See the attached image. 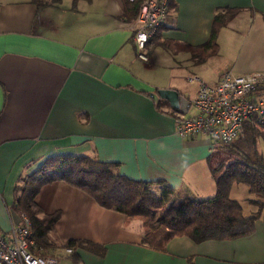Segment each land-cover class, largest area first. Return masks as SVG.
Masks as SVG:
<instances>
[{
  "label": "crops",
  "instance_id": "1",
  "mask_svg": "<svg viewBox=\"0 0 264 264\" xmlns=\"http://www.w3.org/2000/svg\"><path fill=\"white\" fill-rule=\"evenodd\" d=\"M235 6L219 51L199 58L194 47L208 40L217 11ZM171 7L143 61L132 37L136 16L123 0H0V236L21 221L13 208L21 177L58 154L117 162L123 174L164 180L182 196L216 193L209 163L215 145L206 135H179L176 114L192 113L190 106L182 112L152 93L171 87L191 100L198 85L186 77L195 72L216 83L230 71H216V63L231 33L245 54L231 71L260 70L252 65H264V0H172ZM248 19L249 29L239 31ZM230 193L246 215L259 210L245 184ZM36 201L42 215L60 212L45 248L58 264H74L69 239L106 247L103 256L71 247L79 264H264V207L248 235L201 242L174 236L159 250L142 243L141 220L126 223L124 213L64 180L43 184Z\"/></svg>",
  "mask_w": 264,
  "mask_h": 264
},
{
  "label": "trees",
  "instance_id": "2",
  "mask_svg": "<svg viewBox=\"0 0 264 264\" xmlns=\"http://www.w3.org/2000/svg\"><path fill=\"white\" fill-rule=\"evenodd\" d=\"M123 1L125 12L137 16L141 0ZM37 5L40 8L43 3ZM237 12L236 7L217 11L208 40L194 47L200 53L199 58L217 52L219 30ZM260 87L264 88V84ZM260 139H264V123L245 121L242 132L234 140L215 144L209 156L217 185L213 196H182L164 180L147 181L123 174L117 162L84 154H58L47 157L36 170L21 177L24 183L15 187L13 208L30 219L33 249L41 252L52 245L49 233L60 212L42 215L36 196L43 184L59 179L85 191L101 206L124 213L126 223L141 220L142 243L155 249L164 250L174 236L186 235L196 242L245 236L254 230L264 207V153L258 147ZM235 183L245 184L254 195L250 200L259 206L255 214L246 215L242 203L231 197ZM64 245L82 247L101 256L106 250L104 245L82 239H69ZM72 257L73 263L79 264L78 254L73 253Z\"/></svg>",
  "mask_w": 264,
  "mask_h": 264
},
{
  "label": "built area",
  "instance_id": "3",
  "mask_svg": "<svg viewBox=\"0 0 264 264\" xmlns=\"http://www.w3.org/2000/svg\"><path fill=\"white\" fill-rule=\"evenodd\" d=\"M172 7L170 0H143L132 23L137 56L148 61L147 45L167 21ZM198 85L190 100L192 113L176 117L179 135H206L213 145L230 142L241 132L245 121L264 123V72L244 74L225 72L214 84L199 75L191 77ZM21 221L9 233L0 236V264H57L53 255L33 249L32 225L28 216L20 212ZM67 252L72 253L71 247Z\"/></svg>",
  "mask_w": 264,
  "mask_h": 264
},
{
  "label": "rangeland",
  "instance_id": "4",
  "mask_svg": "<svg viewBox=\"0 0 264 264\" xmlns=\"http://www.w3.org/2000/svg\"><path fill=\"white\" fill-rule=\"evenodd\" d=\"M42 1H45V2H50V1H53V0H42ZM238 21V20H237ZM250 25H251V21L248 19V21H246V22H244V21H242V22H240L238 25H237V29L239 30V31H242V32H246L248 29H249V27H250ZM223 28V27H222ZM221 28V29H222ZM221 29L219 30V33H218V43H219V47H218V50L217 51H219V48H220V42H219V34H220V31H221ZM237 38V35L236 34H234V33H231V36H223V44H224V51L222 52L223 53V55H224V57L223 58H220L218 61H217V63H216V65H217V68H216V71H219V70H232V68L234 67V66H240V64L241 63H243V57L245 56V54L242 56L241 55V52H239V49H240V44H236V39ZM230 40H231V43H230ZM221 41V40H220ZM236 44V45H235ZM253 66V68H259L260 70H253V71H251V72H257V71H263L264 72V65H252ZM236 71V70H235ZM234 71V72H235ZM227 72H229V71H227ZM237 72V71H236ZM251 72H249V73H251ZM199 75L197 72H195V73H191L190 75H188L186 78H187V80L189 81V82H192V83H196L195 81H193L192 79H191V77L193 76V75ZM237 74H242V73H237ZM244 74V73H243ZM200 76V75H199ZM201 77V76H200ZM202 78V77H201ZM220 79V78H219ZM197 84V83H196ZM189 85H190V83H189ZM197 89H198V87H197ZM197 89H196V93H197ZM260 89H261V91H262V93H263V95H264V88L263 87H260ZM179 114H182V113H179ZM179 114H176V117L179 115ZM182 136V135H181ZM188 136H193V135H188ZM212 143V142H211ZM217 145V144H216ZM258 147H259V149H260V151L261 152H263L264 153V139H260L259 140V142H258ZM23 183H24V181L23 180H21L20 182H19V185H23ZM140 223H141V226H142V221H140ZM140 226V227H141ZM43 254H47V255H49V252L48 251H46L45 249H43V252H42ZM70 255H72L73 254V252L72 253H70V252H68ZM53 257H55V258H57L56 256H53ZM57 264H58V261H57Z\"/></svg>",
  "mask_w": 264,
  "mask_h": 264
},
{
  "label": "water",
  "instance_id": "5",
  "mask_svg": "<svg viewBox=\"0 0 264 264\" xmlns=\"http://www.w3.org/2000/svg\"><path fill=\"white\" fill-rule=\"evenodd\" d=\"M152 96L156 99L169 101L173 108L180 109L182 112H186L190 106V100L175 88H159L152 93Z\"/></svg>",
  "mask_w": 264,
  "mask_h": 264
},
{
  "label": "bare ground",
  "instance_id": "6",
  "mask_svg": "<svg viewBox=\"0 0 264 264\" xmlns=\"http://www.w3.org/2000/svg\"><path fill=\"white\" fill-rule=\"evenodd\" d=\"M121 2V1H120ZM124 2V1H123ZM141 3H142V0H141ZM120 6V5H119ZM126 7H127V5H126ZM235 7H237V6H235ZM235 7H234V9H235ZM117 8H118V6H117ZM125 8V7H124ZM233 8V7H232ZM118 10H120V9H118ZM120 11H122V10H120ZM123 11H124V9H123ZM233 11H235V10H233ZM240 12V11H239ZM123 14H124V12H123ZM135 15V14H134ZM137 15V14H136ZM121 17V16H120ZM135 17V16H134ZM131 21V20H130ZM127 22V21H126ZM159 31H160V29H159ZM157 34V33H156ZM158 35V34H157ZM157 35H155V36H157ZM154 36V37H155ZM133 37V36H132Z\"/></svg>",
  "mask_w": 264,
  "mask_h": 264
}]
</instances>
